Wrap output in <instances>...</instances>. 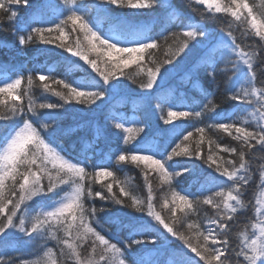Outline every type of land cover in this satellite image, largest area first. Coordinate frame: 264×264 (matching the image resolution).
Here are the masks:
<instances>
[{"label": "snow or ice", "instance_id": "1", "mask_svg": "<svg viewBox=\"0 0 264 264\" xmlns=\"http://www.w3.org/2000/svg\"><path fill=\"white\" fill-rule=\"evenodd\" d=\"M201 6L207 5L209 11L216 13L224 12L230 14L238 26L242 28L240 35H234L232 31L221 30L213 35L205 27L187 24L183 31L184 37L182 46L177 48L173 54L180 57L189 48V41L194 42L193 47L199 46L200 54L191 66L186 75L195 77L194 84L201 78L216 82L218 78L224 77L228 81L227 99L235 102L237 111L218 112L216 123L209 127L227 133L236 142L235 146H225L223 151L230 154L231 159L220 157L222 163L213 158L211 152L204 158L209 167L215 166V172L226 178V182L219 190L205 195L200 193L187 192L181 195L173 192L172 200L175 202L169 209L171 219L163 217L155 210L153 203L154 196L150 183L146 185L147 195L140 199L120 184L119 194L113 192V184L103 186L104 190L93 192L90 186L86 187L89 179L96 177H111L113 172L102 168V170L90 173L87 166H82L78 161L73 163L61 155L62 149L52 134L44 130L49 124L42 127L34 126L32 120L23 119L25 108L22 104L17 105L15 101L21 100L22 96L16 94L20 88L23 75L17 74L15 78L6 77L0 74V104L7 102L11 97L14 103L11 106L13 116H20V124L16 130L0 138V264H29L27 260L9 257L2 249L6 245L10 234H22L27 238V244H37L40 241L51 239L64 245L74 264H144L143 259L134 258L138 246L151 244L157 247L162 246L164 241L171 238L181 241L183 248L190 252H170L173 258L171 264H264V209L256 208L258 218H253L254 223L239 230L240 242L232 243V234L237 230L238 225L247 224V220H241V215L246 211L244 197L253 181H259V187L264 188V18L258 23L253 15V9L247 0H230L228 5L222 6L219 0H195ZM71 7L62 10L57 18L54 28L34 27L32 24L21 23L19 20V8L29 7L30 0H0V18L6 19L14 24V31L18 34V44L24 46L33 41L34 37L45 44L56 43L46 38L45 33L53 31L61 34L59 39L63 40L65 27L71 24L73 32H83L88 44L84 47L80 44L79 38L75 43V49L63 42L56 46L71 53L73 57H79L86 62L96 73L87 84L65 82L55 80L54 83L62 85L67 92L56 91L50 88L49 84L43 83V89L53 92L64 102L75 99L79 103L84 101L83 97H91V102L103 101L119 86V78L125 76L124 69L132 64L139 65L144 60V53L149 49H156L157 43L154 37L146 35L143 31L129 24L123 19L108 16L109 8L126 9H150L153 7L151 0H99L95 5L97 9L96 18H85L83 5H77L76 0H71ZM108 6V7H105ZM264 17V13L261 14ZM102 17H107L112 22V29L105 31L101 26ZM26 33V34H20ZM259 38L257 42L247 43L250 36ZM90 53H96L97 57H104L106 70H102L96 59H89ZM164 65H172L173 58L170 56ZM78 64V62H77ZM161 66L149 69L147 80L140 84L141 89L152 90L158 87V78L164 79L161 74ZM71 70V69H70ZM167 71V69H165ZM38 79L44 82L49 79L46 74H39ZM32 78H28L31 87ZM75 84V86H74ZM90 88L94 90H82ZM210 93H205V96ZM211 101H209V104ZM63 105L54 103L36 104L31 96L28 97L27 111L36 116L37 109H56ZM208 106L205 105V108ZM213 106L210 111H215ZM199 117L201 112L192 111H168V120L171 123L173 118L188 117L190 115ZM8 119L7 116H0V120ZM117 128H123V123H117ZM131 131V129H127ZM201 134L204 128H197ZM192 132L183 137L188 140ZM127 142V141H125ZM203 142V135L198 142L197 149L189 151L182 150L184 155L200 158L199 143ZM55 145V146H54ZM219 147V146H218ZM177 144L168 154L167 150L158 151L143 142L130 155L118 153L116 160L133 164L137 167L144 165L146 169H152L160 176L169 180L172 176H179L181 171L173 168L169 172L167 161L173 156L182 153L176 149ZM147 153V154H140ZM159 156L160 158H157ZM113 157L105 154L97 166L106 164ZM39 161V163H38ZM49 165L51 167H49ZM23 169V170H22ZM182 171H189L184 168ZM147 179V171L144 173ZM7 182V184H6ZM8 194L5 195V188ZM71 188V191L68 189ZM99 197L102 200H110L112 205L134 209V212L127 213L129 217L124 220L120 215L113 216V222L127 230V243L123 248L117 243L106 239L97 231L95 223L99 222L95 217L99 212H108L110 209L88 208L85 206L87 199ZM124 197L130 201L125 203ZM36 198V199H34ZM25 201H33L41 208L36 215L26 219L21 213V206ZM259 203V202H257ZM11 205V208H9ZM201 205L209 206L213 215L207 217L202 225L201 222L193 220L186 222V229L193 230V236L185 235L176 227V210L188 211L186 215L197 214ZM163 207H169L165 202ZM135 213L143 215L137 216ZM63 230V238L57 235ZM90 244V257L96 255L97 243L102 245L98 259H85L81 255L83 242ZM52 250L49 249V252ZM167 251V250H166ZM191 253L198 257L194 260Z\"/></svg>", "mask_w": 264, "mask_h": 264}, {"label": "trees", "instance_id": "2", "mask_svg": "<svg viewBox=\"0 0 264 264\" xmlns=\"http://www.w3.org/2000/svg\"><path fill=\"white\" fill-rule=\"evenodd\" d=\"M153 7L150 9H126L109 8L108 16L117 17L134 25L146 35L154 37L157 43L156 49L146 50L144 60L139 64H132L124 69L125 76L119 78V86L103 101L97 100L95 104L91 102V97L81 98L84 102L79 103L75 99L70 102H64L53 92L43 89V83L49 84L50 88L56 91L67 92L62 85L54 83L55 80H65V82H75L87 84L96 73L91 67L79 57H73L71 53L56 45L63 42L75 49V43L79 38L80 44L87 47V40L83 32L79 30L73 32L71 24L65 27L63 40L59 37L60 33L53 31L51 34L45 33V37L56 41V43L45 44L34 37L33 41L27 45L18 44V34L14 31V24L6 19L0 18V74L6 77L15 78L17 74L23 75L24 79L16 94L22 96L21 100L15 101L17 105L22 104L25 108L23 119L32 120L34 126L42 127L43 124H49L45 129L46 133L52 134L56 143L62 149L61 154L69 158L72 162H80L82 166H87V170L95 175V172L106 168L113 172L111 177H96L86 182V187L90 186L93 192L104 190L103 186L112 183L113 192L119 194L120 184L123 182L132 195L140 199H145L147 195L146 185L151 184L154 196L155 210L163 217L171 219L169 209L173 207V192H179L181 195L187 192L200 193L205 195L219 190L226 182V178L221 177L215 172V166L209 167L204 162L209 152L218 163H222L220 157L231 159L230 154L225 153V146H235L236 142L227 133H224L209 125L216 123V114L218 112L237 111L235 102L227 99L228 81L224 77L218 78L216 82L201 78L194 84L195 77L186 75L191 66L200 54L199 46L193 47L192 41H189V48L182 53L180 57L173 54L177 48L182 46L184 37L183 31L187 24L205 27L213 35L221 30L224 32L232 31L234 35L239 36L242 28L230 14L209 11L207 5L201 6L195 3V0H151ZM222 6L228 5L230 0H219ZM249 6L253 9V15L257 22L261 21V14L264 13V0H247ZM77 5H83L85 16L87 18H96L97 9L95 5L99 0H76ZM71 7V0H30L29 7L19 8V20L21 23L32 24L34 27L54 28L55 19L60 16L62 10ZM108 7V6H105ZM102 24L106 31L112 29V22L107 17H102ZM26 34V33H20ZM256 36L247 38V43L257 42ZM172 57V65H164V61ZM89 59H96L102 70L107 69L104 64V57H97L96 53H90ZM78 62V64H77ZM163 80L158 78V87L152 90L140 88V84L146 82L147 72L156 66H161ZM71 69V70H70ZM167 69V71H165ZM39 74H46L49 79L40 82ZM32 78V85L29 87L28 78ZM75 86V84H74ZM90 89V88H88ZM94 90V89H91ZM210 95L205 96V93ZM36 103H54L63 105L56 109H37L36 116L27 111L28 97ZM209 101L211 103L209 104ZM14 103L11 97L7 102L0 104V116H7L8 119L0 120V138L16 130L20 124L21 117L13 116L11 106ZM205 105L208 107L205 108ZM215 106V111L210 109ZM192 111L201 112L199 117L190 115L188 117L173 118L171 123H165L168 118V111ZM133 114L137 123L133 131L124 138L123 128H117L116 124L120 121H129V116ZM204 128L203 134L197 131V128ZM188 132L192 136L188 140L183 137ZM203 135V142L199 143L200 158L184 155L182 150L187 148L190 152L197 149L198 142ZM127 141V142H125ZM157 141V150H167L168 154L179 144L180 148L176 150L182 154L173 156L171 161H167L166 167L169 172L175 168L181 171L179 176H172L169 180L163 179L159 173L152 169H146L144 165L139 167L125 162H118L116 156L118 153L130 155L135 152L137 147L143 142L151 145ZM219 146V147H218ZM105 154L113 157L106 164H100ZM264 155V154H258ZM157 158H160L157 156ZM39 163V161H38ZM49 167H51L49 165ZM187 168L189 171H182ZM23 170V169H22ZM147 171V179H145ZM7 184V182H6ZM259 181L254 180L245 193L244 202L246 211L241 215V220H247V224H240L237 230L232 234V243L234 245L240 242L239 230L254 223L253 218H258L256 208L264 209V202L261 197L264 188L258 186ZM69 190V189H68ZM8 194V188H5V195ZM36 199V198H34ZM125 203L130 201L124 197ZM167 202L169 207H163ZM259 202V203H257ZM85 206L110 209L108 212L97 213L95 220L99 222L101 234L107 236L111 242H115L123 248L128 242V232L120 225L113 222V216L120 215L124 220L129 217L127 213L134 212V209L122 206L112 205L110 200H102L99 197L87 199ZM11 208V205H9ZM42 209L37 207L33 201H25L21 206V213L26 219L36 215ZM184 211L176 210V227L185 235L195 236L193 230L186 229V222L197 220L204 223L207 217L213 215V210L209 206L201 205L197 214L186 215ZM137 216L143 215L135 213ZM57 235L63 238L64 233L61 229ZM22 234H10L6 245L2 249L9 257L24 259L29 264H40L36 261H30L46 248H52L56 255L55 264H74L73 259L68 254L66 246L57 243L55 240L40 241L37 244H27ZM94 238L88 242H83L80 249L82 257L85 259H98L102 250V245L97 243L96 255L90 257V244ZM156 247L151 244L138 246L134 258L143 259L144 264H171L172 256L170 252H190L183 248L182 242L171 238L164 241L162 246ZM167 250V251H166ZM194 260H198L194 253H191Z\"/></svg>", "mask_w": 264, "mask_h": 264}, {"label": "rangeland", "instance_id": "3", "mask_svg": "<svg viewBox=\"0 0 264 264\" xmlns=\"http://www.w3.org/2000/svg\"><path fill=\"white\" fill-rule=\"evenodd\" d=\"M72 6V5H71ZM85 9H83V14L85 15ZM59 16L56 17L55 19V23H58L59 20L57 19ZM86 19H88L86 16H85ZM101 26L103 27V29L105 30L103 24L101 23ZM106 31V30H105ZM107 32V31H106ZM82 90H91V89H88V88H85V89H82ZM120 123H123L124 127H123V131H124V138H126L129 133L131 131H133V128L135 127L136 123H137V119L135 117V115L131 114L129 116V121L126 122V121H120ZM127 129H131V131H127ZM55 146V145H54ZM151 147H153L155 150H157V141L153 142L151 145ZM58 151L59 148L57 149ZM140 154H147V153H140ZM62 155V154H61ZM63 156V155H62ZM65 159H69L67 157L64 156ZM70 160V159H69ZM74 163V162H73ZM68 191H71V188H69ZM261 202L263 203L264 202V190L262 192V197H261ZM94 226V225H93ZM96 227V226H94ZM97 231H99V228L97 227ZM100 232V231H99ZM101 233V232H100ZM103 235V234H102ZM106 239H109L107 236H105ZM115 243V242H113ZM118 246V244H117ZM119 247V246H118ZM49 249H51L52 251L49 252ZM30 261H36V262H39L40 264H55V261H56V255H55V252L52 248H46L43 252H41L38 256H36L35 258H31Z\"/></svg>", "mask_w": 264, "mask_h": 264}]
</instances>
